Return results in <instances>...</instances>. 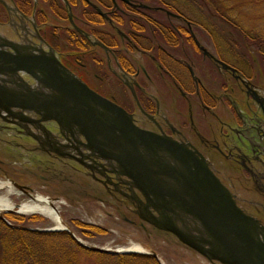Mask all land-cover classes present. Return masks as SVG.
Listing matches in <instances>:
<instances>
[{"label":"flooded vegetation","instance_id":"1","mask_svg":"<svg viewBox=\"0 0 264 264\" xmlns=\"http://www.w3.org/2000/svg\"><path fill=\"white\" fill-rule=\"evenodd\" d=\"M52 1L0 0V24L8 27L13 37L0 33L33 52L36 47L45 49L47 45L54 47L57 41L62 43L66 48L58 50L64 65L92 89L122 106L137 126L165 134L201 155L229 189L235 204L264 226V91L252 84L244 88V98L237 97L247 120H251L253 113L263 118L252 129L257 131L251 137L257 145L238 142L226 121H216L213 117L204 120L207 111L214 115L211 109L224 104L222 95L232 93L233 87L224 82V77L227 74L226 82L230 77L235 78V66L223 59L219 50L211 52L198 40L183 12L164 0H66V4L64 0ZM51 34L57 36L55 42ZM4 50L12 49L4 46ZM179 71H184L185 76H178ZM208 78L213 83L215 80V84L218 82V86L221 83L218 92L210 91L204 84ZM225 84L230 85L229 92H221ZM231 100L226 97L228 104H224L228 120L239 122L237 109L234 112L229 106ZM27 111L22 112L25 117L38 118ZM1 112L0 142L38 150L57 161L60 167L81 172L87 181L100 187L115 207L134 215L141 226L149 225L133 211L129 188L141 199L142 195L115 166L82 147L75 148L72 137L61 133L53 120H40L33 126ZM197 118L203 119L201 125L195 121ZM42 129L64 144L59 148L62 154L49 149L47 140L41 136ZM31 135L39 136L44 142L42 148ZM215 158L235 166V183L234 178L224 176L221 172L224 167L217 165ZM243 171L247 176L242 175ZM124 218L135 223L133 217Z\"/></svg>","mask_w":264,"mask_h":264},{"label":"water","instance_id":"2","mask_svg":"<svg viewBox=\"0 0 264 264\" xmlns=\"http://www.w3.org/2000/svg\"><path fill=\"white\" fill-rule=\"evenodd\" d=\"M68 17L71 21L70 11ZM3 43L14 51L0 49L1 114L4 111L33 126H37L39 117L55 119L72 137L75 148H84L130 179L143 197L129 188L138 218L170 232L207 260L216 264H264V226L235 204L201 155L165 134L137 126L129 112L89 87L52 52L39 49L35 53L6 39L0 41ZM18 69L35 79L34 87L15 75ZM3 80L14 83L5 85ZM12 106L32 110L39 117H25L19 109L11 110ZM41 132L49 149L62 154L59 148L64 144L47 131ZM36 139L43 147L39 136ZM43 230H65L78 244L94 250L149 252L156 256L153 251L88 245L64 224Z\"/></svg>","mask_w":264,"mask_h":264},{"label":"rangeland","instance_id":"3","mask_svg":"<svg viewBox=\"0 0 264 264\" xmlns=\"http://www.w3.org/2000/svg\"><path fill=\"white\" fill-rule=\"evenodd\" d=\"M164 1L183 12L190 20V26L196 37L209 51L216 53L219 50L220 56L235 66V73L237 74L235 78L230 77L226 82L227 74L224 77V82L233 87L232 92L235 98L239 97V94L243 96V90L246 87L245 80L252 83L257 90L264 91V0ZM48 3L50 4V2ZM59 11L61 14L63 13L61 9ZM219 12H225L228 17L231 16L234 19L236 17L240 25H243L255 40L260 41V44L258 43L260 47H257L252 40L247 39L246 35L235 25L224 20L221 15L219 16ZM91 17L98 18L96 15ZM0 32L13 37L12 34L8 33V27L1 26V24ZM221 70L224 71L222 68ZM177 74L181 78L185 76L184 71L181 73L179 71ZM204 84L210 91L221 89V83L218 86V82L215 84V80L213 83L209 78L204 80ZM226 84L225 89L221 92L228 91L227 86L230 85ZM209 86L216 88L211 89ZM221 100L225 105L228 104L226 95H222ZM224 104L211 109L215 112L214 115L207 111L204 120L213 117V120L216 119V121H226L224 123L230 121ZM27 114L39 117L33 111L31 113L27 111ZM195 121L201 125L203 119L197 118ZM14 151L15 155L4 152L2 155L0 154V196L6 197L13 204L7 210L0 211V218H3L2 220L6 224L23 225L38 230L54 226L55 222L50 217L38 211L23 212L17 209V205L29 202L30 196L43 195L52 199L62 224L88 245L109 249L153 251L156 254L154 257L160 264H213L196 251L178 242L169 233L149 225L141 226L137 223V218L134 215L122 212V208L115 207L111 199L101 193L100 187H97L92 181H87L88 178L81 172H73L63 166H57L56 161L50 163L47 160L50 157L45 154L43 155L46 158L38 152L25 151L23 153L24 150L22 149ZM36 156L40 159L35 160ZM215 160L217 165L224 167L221 171L224 176L234 178L235 183V166L223 162L222 158H215ZM212 161L214 162L213 156ZM243 174L247 176L244 171ZM8 179H11L13 184H5ZM17 187L20 189L18 190ZM7 212L19 213L24 216L37 214L38 216L16 221L4 215ZM124 216L133 217L135 223H130ZM76 219L75 223L96 224L102 230L95 231L91 227H85L88 230H82L81 224H77L81 225L78 227L72 222ZM134 245H140V249L129 248ZM77 259L79 264H95L96 262L93 254H84L80 250L77 252Z\"/></svg>","mask_w":264,"mask_h":264},{"label":"trees","instance_id":"4","mask_svg":"<svg viewBox=\"0 0 264 264\" xmlns=\"http://www.w3.org/2000/svg\"><path fill=\"white\" fill-rule=\"evenodd\" d=\"M218 14L227 22L229 21L235 25L246 35L247 39L252 40L257 47H260V41L255 40L246 31V28L240 25L236 17L235 19L231 16L228 17L225 12H219ZM51 36L55 42L57 36L55 34H51ZM55 47L62 48L64 46L57 41ZM4 215L16 221L38 216L37 214L24 216L23 214L10 212ZM76 221L77 219L72 220L74 225L76 224L75 226L80 227L82 225L80 227L82 230H88L85 227H91L95 231L102 230L99 225L75 223ZM79 250L84 254H93L95 256V264H160L151 253L94 250L78 244L65 230L44 231L31 229L23 225L6 224L0 218V264H79L77 259Z\"/></svg>","mask_w":264,"mask_h":264},{"label":"bare ground","instance_id":"5","mask_svg":"<svg viewBox=\"0 0 264 264\" xmlns=\"http://www.w3.org/2000/svg\"><path fill=\"white\" fill-rule=\"evenodd\" d=\"M0 49H4V46H0ZM13 52V51H11ZM36 83V81H35ZM7 185L13 184L12 180H7L5 182ZM20 187V186H19ZM18 188V187H17ZM20 188H18L19 190ZM31 200L29 202L21 203L19 206L17 205V209L19 211H38L48 217H50L54 222L55 225H62L60 217L57 212V208L54 205L52 199L50 197H46L43 195H33L30 196ZM13 204L6 198L0 196V211L7 210L8 208L12 207ZM129 248L140 249V245L130 246Z\"/></svg>","mask_w":264,"mask_h":264}]
</instances>
